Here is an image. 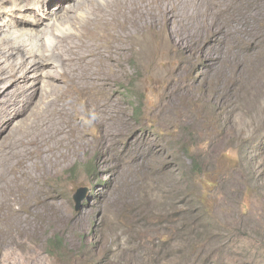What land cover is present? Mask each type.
Returning a JSON list of instances; mask_svg holds the SVG:
<instances>
[{"label": "rangeland", "instance_id": "rangeland-1", "mask_svg": "<svg viewBox=\"0 0 264 264\" xmlns=\"http://www.w3.org/2000/svg\"><path fill=\"white\" fill-rule=\"evenodd\" d=\"M128 4L163 18L110 87L122 120L84 104L34 116L37 93L0 130V264H264V0ZM15 102L1 92L0 114Z\"/></svg>", "mask_w": 264, "mask_h": 264}, {"label": "bare ground", "instance_id": "bare-ground-1", "mask_svg": "<svg viewBox=\"0 0 264 264\" xmlns=\"http://www.w3.org/2000/svg\"><path fill=\"white\" fill-rule=\"evenodd\" d=\"M12 1L22 4L30 17L1 18L0 13V93L16 97V102L0 114V130L11 123L10 132L21 129L23 122L15 118L37 93L34 116L45 117L55 111L60 119L69 116L77 104H84L111 122L122 120L124 110L110 87L133 41L160 22L163 14L134 10L128 0H67L65 9H58L60 14L48 11L37 17L32 13L35 6L49 0ZM93 20L100 29L90 25ZM25 170L20 167L17 174L28 181L31 174Z\"/></svg>", "mask_w": 264, "mask_h": 264}, {"label": "water", "instance_id": "water-1", "mask_svg": "<svg viewBox=\"0 0 264 264\" xmlns=\"http://www.w3.org/2000/svg\"><path fill=\"white\" fill-rule=\"evenodd\" d=\"M87 196V187H78L73 193V201L75 210L81 209L83 204L82 200Z\"/></svg>", "mask_w": 264, "mask_h": 264}, {"label": "trees", "instance_id": "trees-1", "mask_svg": "<svg viewBox=\"0 0 264 264\" xmlns=\"http://www.w3.org/2000/svg\"><path fill=\"white\" fill-rule=\"evenodd\" d=\"M140 108V106L139 105H136L135 106V109L136 110H138ZM192 161H193V163H194V165L196 166V169L197 170H199L200 168H198V161L193 157L192 158ZM87 169H90V166H87ZM204 213H206V212H204ZM53 241H58V238H53V239H51V243H53Z\"/></svg>", "mask_w": 264, "mask_h": 264}]
</instances>
